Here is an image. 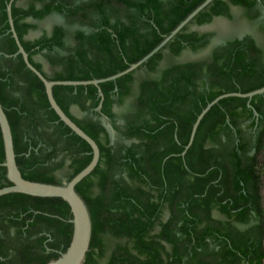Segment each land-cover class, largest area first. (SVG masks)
Here are the masks:
<instances>
[{
  "label": "trees",
  "instance_id": "16d2710c",
  "mask_svg": "<svg viewBox=\"0 0 264 264\" xmlns=\"http://www.w3.org/2000/svg\"><path fill=\"white\" fill-rule=\"evenodd\" d=\"M203 1L13 0L11 17L30 64L45 79L90 81L116 75L142 59ZM7 2L0 0V105L10 125L16 164L28 181L60 185L88 164L90 149L59 122L41 82L25 68L20 55L14 56ZM20 2L23 6H18ZM214 19L244 21L264 36V0H214L136 70L99 85L102 113L119 139H136L137 145L116 143L109 148L102 127L70 114L72 105L81 111L98 105L94 86L53 87L57 105L100 152L95 170L75 188L91 221L82 264H98L103 258L104 264H263L255 157L264 136V94L249 101L257 119L247 108V99L219 100L203 116L184 157H179L207 104L223 94H245L264 86V51L251 36L213 45L201 61L172 62L182 52L208 48L213 34L190 28ZM127 99L131 108L119 115L123 124L117 125L112 107L122 108ZM3 160L0 136V165ZM8 185L0 166V188ZM162 201L168 203L172 216L152 233ZM30 209L37 212L36 232L51 230L63 244V253L71 235V225L63 221L71 216L60 199L2 196L0 227L7 228V221L12 224L9 216L22 214L23 221L31 217ZM213 211L245 224L254 214L255 225L239 231L231 222L214 219ZM8 238L0 245L2 256L11 244ZM17 239L19 244L20 236ZM41 240L31 246L37 248ZM27 248L22 245V253ZM47 260L39 257L35 264Z\"/></svg>",
  "mask_w": 264,
  "mask_h": 264
},
{
  "label": "water",
  "instance_id": "95a60500",
  "mask_svg": "<svg viewBox=\"0 0 264 264\" xmlns=\"http://www.w3.org/2000/svg\"><path fill=\"white\" fill-rule=\"evenodd\" d=\"M10 0L6 4V15L8 23V33L11 35L15 46L16 55H20L22 62L27 70H29L42 84L44 94L49 105V109L53 111L55 116L58 118L65 127H67L72 134L78 137L80 140L85 142L90 149V160L88 164L76 175H74L67 182L60 185H52L45 183H37L24 179L16 164V155L14 152L13 138L10 129L9 122L4 113L2 106L0 105V136L3 148V163L0 165L5 169V178L10 184L0 188V197L8 194H20L35 198H56L64 202L70 213L69 223L71 225V235L67 248L63 253L60 254L59 258L55 261L49 262L48 264H82L84 257L89 249L90 235H91V221L86 205L84 204L81 197L76 193V186L86 177H88L97 167L100 152L96 142L84 133L57 105L52 89L55 86H94L98 90V95L102 97L99 90V85L104 82L115 81L132 71L136 70L148 59L160 51L168 42H170L199 12L205 7L211 4L214 0H204L196 9H194L181 23H179L175 29L160 42L151 52H149L142 59L134 64H131L126 70L113 75L108 78L90 80V81H49L43 77V75L37 71L29 62L28 56L22 48L17 34L14 30L13 21L11 17V3ZM264 94V86L254 91L241 94V93H227L218 96L212 102H210L196 118L189 137V142L186 149L192 144L196 129L203 118V116L215 105L219 100L237 97L241 99H247V107L251 109L249 101L255 97ZM253 115L257 116L256 112L252 109ZM264 264V262H263Z\"/></svg>",
  "mask_w": 264,
  "mask_h": 264
},
{
  "label": "crops",
  "instance_id": "0c3cea01",
  "mask_svg": "<svg viewBox=\"0 0 264 264\" xmlns=\"http://www.w3.org/2000/svg\"><path fill=\"white\" fill-rule=\"evenodd\" d=\"M5 9H6V5H5ZM8 30H9V27H8ZM214 45H220V44H214ZM43 68L46 71L47 67L43 66ZM96 80H98V79H96ZM99 90H100V88H99ZM100 92H101V90H100ZM114 92H116V88L114 89ZM101 94H102V92H101ZM97 96L99 98V103H98V105L96 107H94L92 109H88L86 111H81V109L78 106L72 105L70 107V110H69L70 114L75 119H77L79 121H81V120H83L85 118H87V119L89 118L93 122H96L100 127H102L103 130H104V134L103 135H104V137L107 140V146L109 148H114V145L116 143L121 144V145H123L125 147H129L132 144L137 145L139 143V141L136 140V139L135 140L134 139H131V140L130 139H125V140L119 139L121 136H118V132L114 129L113 125L111 124V120L108 118V116L103 114L102 111H101L102 102H103V94H102V97H100L98 95V90H97ZM130 100H131V97H130ZM130 108L131 107H130V104H129V100L127 101V103H125V105H123L122 108L121 107H116L115 105L112 107V111L111 112L113 114H115V116L117 117V120H115V124H117V125H122L123 124V120L119 117V115L121 113H123V112L129 111ZM251 110H252V108H251ZM72 111L75 112V113H72ZM252 114H253V112H252ZM257 117H258V114H257V116H254L255 119H257ZM145 120H147L150 123H152V121H150L148 116L145 117ZM189 137H190V135H189ZM173 139H174L175 142H178L175 134L173 135ZM188 142H189V138H188ZM188 142H187V144H188ZM187 144H186V146H187ZM186 146L184 147L183 152L179 154L180 158L184 157L186 151L188 150V148L191 145L187 149H186ZM169 157L170 156L164 158V160L162 161V164ZM99 161H100V159H99ZM99 167L100 168L102 167L101 163H100ZM122 172L123 171H117L116 175H118V174H120ZM122 176L125 177V174L122 173ZM64 182H67V181H63L62 183H64ZM160 206L161 207L159 209L158 216L156 217V221H154L155 222V227L154 228H156V229L153 230L152 233H157L159 231V226L162 225V224H165L170 219V217L172 216L170 208H169V205H168L167 202L162 201L160 203ZM176 208L177 207H174V209H176ZM28 212H32L33 214H32L31 217H27L24 221H23L24 215H22V214H19L18 216H15V215L9 216L8 219H11L12 224H9L8 221H7L6 222L7 223V228H3V232H4V236L5 237H9V235L12 237V239L10 240L11 241V244H10L11 246L6 249V254L3 253L4 254L3 256L0 254V258L6 256V260H7L5 262H1L0 261V264H25V263L26 264H35V261L38 260L39 257L41 259H44V260L48 259L46 261L47 263H45V264H48L49 262L57 260L59 258V256H60V254L62 253L60 250L63 247V244L60 243V241L58 240V238L56 236L53 237L51 230H46V229L42 228L39 232H36L35 228L33 227V221H34L33 217L37 214V212L33 211L31 209ZM43 216L44 217H50V218L59 219L56 216L48 215V214H45V213L43 214ZM215 216H218V215L216 214ZM69 220L70 219L65 220L63 222H65L67 224H70ZM21 221L23 223L22 225H21ZM177 226H178V224H177ZM177 235H180V233L177 232ZM18 236H20V243L19 244H18L19 241L17 239ZM38 238L42 239L41 243L39 244V246L37 248H35L34 246H31V245H33V242L36 241ZM161 244L164 245L167 249H169V245L168 244L163 243V242ZM22 245H27L28 246V248L23 253L21 251ZM55 255H58V257L54 258Z\"/></svg>",
  "mask_w": 264,
  "mask_h": 264
},
{
  "label": "rangeland",
  "instance_id": "374dc122",
  "mask_svg": "<svg viewBox=\"0 0 264 264\" xmlns=\"http://www.w3.org/2000/svg\"><path fill=\"white\" fill-rule=\"evenodd\" d=\"M48 27V23L45 25V28ZM191 31H195L198 33H211L213 34V38L210 41V44L207 49L198 51L196 53L190 52H182L177 58L171 59L173 63L177 62H185V61H201L207 58L209 53V49L214 44H222L227 40H233L234 38H242L243 36H251L253 37L259 46L264 51V36L257 28H252L246 23L243 22H227L223 19H214L210 24L203 26H195L193 25L190 28ZM36 35V34H35ZM33 35V36H35ZM164 63V62H163ZM163 64H160L159 68H161ZM142 74L143 70H142ZM72 113H75L72 111ZM255 160L257 161L256 173L259 177V208L262 214V226L264 230V136L261 141L259 152L256 154ZM59 174L58 176H60ZM105 258L99 260L98 264H104Z\"/></svg>",
  "mask_w": 264,
  "mask_h": 264
},
{
  "label": "flooded vegetation",
  "instance_id": "af4514ba",
  "mask_svg": "<svg viewBox=\"0 0 264 264\" xmlns=\"http://www.w3.org/2000/svg\"><path fill=\"white\" fill-rule=\"evenodd\" d=\"M10 1V0H9ZM13 2V1H12ZM8 3V2H7ZM6 3V4H7ZM12 4V3H11ZM23 3L22 2H20V3H18V6H23L22 5ZM5 12H6V9H5ZM7 16V15H6ZM13 21V20H12ZM243 37H245V36H243ZM242 37V38H243ZM242 38H238V40L239 39H242ZM246 106H247V103H246ZM211 109V108H210ZM202 120V119H201ZM201 122V121H200ZM247 125V123L245 124H243V126H242V128L243 127H245ZM9 186V185H8ZM5 187V186H4ZM3 188V187H2ZM214 212V213H213ZM212 213H213V218L214 219H216V220H218V221H220V222H222V223H224V222H231V224L236 228V229H238L239 231H244L245 229H247L248 228V226H253V225H255V222L253 221V218H254V214H252V218H251V222H250V224H245V223H235V222H233L232 220H230V219H228V218H226L225 216H223V215H219L218 213H217V215L218 216H215L216 215V212L215 211H213ZM179 225V224H178ZM4 238H6L5 236H4V232H3V229L0 227V245H2V246H4ZM8 239H12V237L9 235V238ZM11 245L10 244H7L6 245V247H10ZM213 246V245H212ZM4 254H6V252H4ZM0 261L1 262H5V261H7L6 260V256L5 257H2V258H0Z\"/></svg>",
  "mask_w": 264,
  "mask_h": 264
}]
</instances>
